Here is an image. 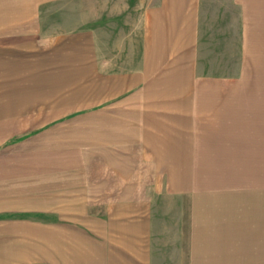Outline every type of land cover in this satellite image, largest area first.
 <instances>
[{
	"label": "rangeland",
	"instance_id": "1",
	"mask_svg": "<svg viewBox=\"0 0 264 264\" xmlns=\"http://www.w3.org/2000/svg\"><path fill=\"white\" fill-rule=\"evenodd\" d=\"M164 5L0 0V264H54L57 186L134 178L166 57L170 82L264 85V0H192L195 34L156 53L151 9ZM32 188L47 192L2 202Z\"/></svg>",
	"mask_w": 264,
	"mask_h": 264
},
{
	"label": "crops",
	"instance_id": "2",
	"mask_svg": "<svg viewBox=\"0 0 264 264\" xmlns=\"http://www.w3.org/2000/svg\"><path fill=\"white\" fill-rule=\"evenodd\" d=\"M165 2L151 9L156 53L197 28L192 0ZM169 61L153 84L165 95L145 102L153 123L135 133L134 178L55 188L54 264H170L172 253L181 264H264V85L170 82ZM24 192L47 190L2 202H30Z\"/></svg>",
	"mask_w": 264,
	"mask_h": 264
}]
</instances>
